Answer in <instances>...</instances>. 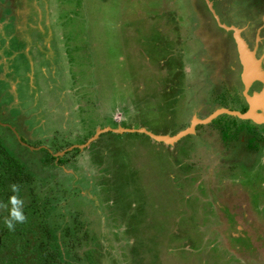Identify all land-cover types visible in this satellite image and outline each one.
I'll return each mask as SVG.
<instances>
[{
	"label": "rangeland",
	"instance_id": "1",
	"mask_svg": "<svg viewBox=\"0 0 264 264\" xmlns=\"http://www.w3.org/2000/svg\"><path fill=\"white\" fill-rule=\"evenodd\" d=\"M204 3L0 0V112L37 148L21 153L59 236L77 215L89 236L63 247L70 264H264V167L250 162L262 146L251 159L222 146L227 116L173 145L108 131L78 147L104 128L172 136L236 104L207 48L225 34L202 27ZM225 25L245 39L244 24ZM246 37L263 68L264 20ZM43 148L65 162L34 161Z\"/></svg>",
	"mask_w": 264,
	"mask_h": 264
},
{
	"label": "trees",
	"instance_id": "2",
	"mask_svg": "<svg viewBox=\"0 0 264 264\" xmlns=\"http://www.w3.org/2000/svg\"><path fill=\"white\" fill-rule=\"evenodd\" d=\"M203 6L208 10L205 3ZM240 23L237 22L238 25ZM216 33H218L217 30ZM225 34L227 38L232 37L231 33L225 32ZM227 108L236 110L234 106ZM225 116L234 122L233 124L239 120L235 117ZM0 120L2 123L15 127L23 142L29 141L19 129L18 124L6 119L1 112ZM217 120L218 118L213 123H216ZM204 126L200 125L199 129ZM225 130L228 133L231 132L229 129ZM237 134L238 132H235L230 136L235 138ZM10 137L14 145L9 142ZM21 149L23 151H19ZM24 151L31 152L17 140L10 128L0 124V264H70L67 254L63 252V247L70 246L76 251L77 246H85L84 243L89 236L85 230L80 231L78 215L73 217L72 226L64 227L59 236L60 231L55 227L58 225V220L54 217L56 210L53 208V201L50 197L39 195L35 188L37 180L33 174L37 173L31 171L35 170L34 164L28 157H24L23 160L21 152ZM34 153L41 155H38L39 158L34 161L40 163L42 160V163L47 167H56L58 163L65 162L61 157H55L44 148L40 149V152ZM43 164L38 166H43ZM13 183L18 185L17 195L23 200L25 220L23 223L15 224L14 230L10 231L4 226L3 219L8 215V207L4 205L7 204L8 197L13 194L9 188V185ZM61 241L62 243H60ZM85 253L89 261H92V249H87Z\"/></svg>",
	"mask_w": 264,
	"mask_h": 264
},
{
	"label": "flooded vegetation",
	"instance_id": "3",
	"mask_svg": "<svg viewBox=\"0 0 264 264\" xmlns=\"http://www.w3.org/2000/svg\"><path fill=\"white\" fill-rule=\"evenodd\" d=\"M204 2L206 0H203ZM213 4V10L215 14L219 18V22L222 24H235L236 21H241L244 24L247 30L245 32V39L248 43H250L246 37L247 32L251 35L256 31L257 27H261L263 25L264 20V0H260L258 5H254L257 3V0H241L242 6L239 4L236 6V0H211ZM206 6L208 8L205 9L202 5L203 23L202 27L205 30H211L212 33L214 31H219L222 29L223 33H230V30H226L219 26L214 14L209 9L207 3ZM263 15V17H262ZM232 32V31H231ZM233 35V32H232ZM216 36V35H215ZM214 42V43H213ZM212 43L210 41H206L207 48L209 52L214 53V57L216 61V76L222 82L224 86V90L230 92L235 100L236 104L232 105L235 107L237 111L245 112L249 108V104L244 96L245 86L242 82V65L236 50V47H232L230 40L227 39L226 34L223 36L220 33L217 34L215 40ZM211 48V49H210ZM264 69V66H263ZM264 88V83L261 80H255L252 82L248 93L253 95L254 93H260ZM3 95V94H2ZM6 98L2 96L0 99L3 100ZM4 107H7L6 104H1ZM230 104L226 107H229ZM244 109V110H243ZM6 114L13 115L11 112V105L8 106L5 110ZM12 113V114H11ZM3 115V111H1ZM232 121L230 120V123ZM229 123V134H234L238 132L237 137L231 136V138H223V144L228 145V150L232 152L235 156H249V158H253L258 152L259 148L262 146L263 155L260 157L259 163L250 161L252 164H259V166L264 167V124H257L253 121L247 120L242 121L238 120L237 123L231 124ZM22 131V130H21ZM25 129H23V132ZM254 140L256 142L257 147H249L247 146V141ZM249 145V144H248Z\"/></svg>",
	"mask_w": 264,
	"mask_h": 264
},
{
	"label": "water",
	"instance_id": "4",
	"mask_svg": "<svg viewBox=\"0 0 264 264\" xmlns=\"http://www.w3.org/2000/svg\"><path fill=\"white\" fill-rule=\"evenodd\" d=\"M206 3L209 7V9L214 14V17L216 18L219 26L226 30H231L233 32V39L235 42V47L242 65V82L245 86L244 90V96L249 104V108L245 112H240L237 110H230L229 108H218L214 112H212L210 115L203 119L193 118L191 124L189 127H187L184 130L179 131L175 135H156L150 131H148L145 128H139V129H127L119 127L118 129H111V128H104V129H97L95 134L87 140V142L81 146H78L79 148L85 147L89 145L91 142L95 141L99 135L112 131V132H127V133H141L145 134L148 137H150L152 140L158 142V143H164L167 145H173L176 142H178L183 137L194 134L195 129L197 125H208L213 120L217 119L221 115H228L231 117H235L242 121H253L257 124H264V88L260 93H254L253 95H248V90L255 80H261L264 83V70L261 67V60L256 58V52L255 50H251L249 47V44L247 41L241 36L242 30L238 29L235 26H226L225 24H222L219 22L218 16L215 14L213 10V5L210 2V0H206ZM0 124L4 127L10 128L13 133L15 134L16 138L19 140V142L23 145L28 147L30 150H37V148H34L32 146H29L28 144L24 143L21 140V135L18 133L15 127H13L10 124L2 123L0 120ZM71 149V148H70ZM57 156H60L57 154Z\"/></svg>",
	"mask_w": 264,
	"mask_h": 264
},
{
	"label": "clouds",
	"instance_id": "5",
	"mask_svg": "<svg viewBox=\"0 0 264 264\" xmlns=\"http://www.w3.org/2000/svg\"><path fill=\"white\" fill-rule=\"evenodd\" d=\"M11 192L13 193L8 197L7 204L8 215L4 217L3 224L8 230H14V225L17 223H23L25 215L23 212V200L17 195L19 188L18 185L13 183L9 185Z\"/></svg>",
	"mask_w": 264,
	"mask_h": 264
}]
</instances>
